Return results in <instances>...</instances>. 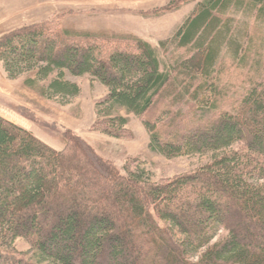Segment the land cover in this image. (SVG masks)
<instances>
[{"label": "trees", "instance_id": "trees-1", "mask_svg": "<svg viewBox=\"0 0 264 264\" xmlns=\"http://www.w3.org/2000/svg\"><path fill=\"white\" fill-rule=\"evenodd\" d=\"M161 49L60 21L0 39L10 78L51 80L49 97L82 93L69 74L106 85L96 130L131 137L136 115L155 152L214 155L159 182L72 131L59 150L0 117V264H264V0L201 1Z\"/></svg>", "mask_w": 264, "mask_h": 264}, {"label": "rangeland", "instance_id": "rangeland-1", "mask_svg": "<svg viewBox=\"0 0 264 264\" xmlns=\"http://www.w3.org/2000/svg\"><path fill=\"white\" fill-rule=\"evenodd\" d=\"M175 1L178 0H0V39L28 26L60 21L75 32L135 36L161 49L162 41L172 38L204 0L165 10ZM32 77L37 78L36 73L11 79L0 61V117L32 131L59 150L65 149V134L72 131L89 142L98 154L115 162L124 173L128 172L129 164L133 170L143 165L148 176L159 182L195 171L214 158L208 154L171 159L155 152L144 120L136 115L130 116L131 137L116 138L96 130L98 103L110 90L90 75L69 74L82 87V93L76 97H49L45 89L51 80L30 84ZM227 235L229 232L223 231L218 240ZM16 247L39 260L28 240L19 239Z\"/></svg>", "mask_w": 264, "mask_h": 264}]
</instances>
